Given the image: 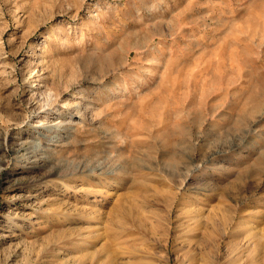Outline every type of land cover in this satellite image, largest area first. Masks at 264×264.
<instances>
[{"label": "rangeland", "instance_id": "1", "mask_svg": "<svg viewBox=\"0 0 264 264\" xmlns=\"http://www.w3.org/2000/svg\"><path fill=\"white\" fill-rule=\"evenodd\" d=\"M0 264H264V0H0Z\"/></svg>", "mask_w": 264, "mask_h": 264}, {"label": "bare ground", "instance_id": "2", "mask_svg": "<svg viewBox=\"0 0 264 264\" xmlns=\"http://www.w3.org/2000/svg\"><path fill=\"white\" fill-rule=\"evenodd\" d=\"M110 55L113 56L114 53H110ZM107 58L109 59L108 56H102L101 55L100 58H99L100 59V63H104V61H107ZM236 216H237V214H236ZM215 217H216V215H214L213 217H211L210 220H208V222L205 221L204 226H205L206 229H211V228H217L218 229L219 227L225 228V227L230 226L231 223H232V218L228 214L226 216H224V217H223V214H222V216H219L217 219ZM200 224H203V223L201 222L198 225H200Z\"/></svg>", "mask_w": 264, "mask_h": 264}]
</instances>
